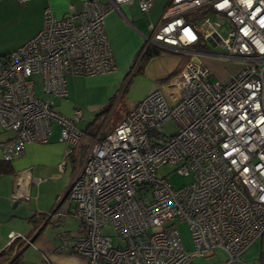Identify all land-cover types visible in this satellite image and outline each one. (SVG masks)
Listing matches in <instances>:
<instances>
[{
    "label": "built area",
    "instance_id": "built-area-1",
    "mask_svg": "<svg viewBox=\"0 0 264 264\" xmlns=\"http://www.w3.org/2000/svg\"><path fill=\"white\" fill-rule=\"evenodd\" d=\"M135 1L145 15L155 3L85 0L61 18L47 7L42 29L0 57V125L13 133L2 144L3 157L12 161L30 143H49L53 124L60 126V140L68 144L60 167L75 155L78 164L48 216L58 220L70 213L83 222L82 236H61L87 264H191L215 250L225 251L230 262L239 260L264 236V0H169L146 38L188 60L111 131L93 135L80 127L83 108L67 116L37 95L35 75L43 93L64 99L69 77L115 72L105 19ZM198 43L225 53L193 49ZM218 56L240 66L212 81L202 58ZM167 121L178 126L172 135L162 133ZM166 164L193 181L171 186L158 174ZM21 181L15 197L27 198ZM176 219L189 226L191 250ZM109 224L121 242L104 234ZM20 238L31 241L12 231L8 244Z\"/></svg>",
    "mask_w": 264,
    "mask_h": 264
},
{
    "label": "crops",
    "instance_id": "crops-1",
    "mask_svg": "<svg viewBox=\"0 0 264 264\" xmlns=\"http://www.w3.org/2000/svg\"><path fill=\"white\" fill-rule=\"evenodd\" d=\"M83 1L85 0H29L25 5H19L17 0H0V57L24 45L42 29L44 10L47 7L61 18L69 11L70 5L80 10ZM168 2L169 0L163 5L162 12ZM133 3L120 4L119 9L110 12L105 19V30L117 70L93 77H69V95L64 99L59 98L56 105L61 113L71 116L76 107L89 108L95 112V119L127 82L128 75L139 64L140 57L150 46H156L149 44L146 38L152 33L150 14H146L150 31L148 34L136 25L130 10ZM161 15L155 26L160 22ZM167 51L173 52L170 49ZM185 56L181 54L176 59L173 70L159 82L143 78L147 61L143 73L134 77L140 80L143 78L144 88L134 97L133 105L128 109L133 108L153 88L169 81L181 69L182 58ZM117 120L120 121L121 117H117ZM94 126L90 123L80 125L84 130L90 128L89 131ZM12 136V132L4 131L0 125V166L5 168L0 170V252L9 245V233L16 231L31 239L20 249L19 264H87L82 255L74 253L70 246L65 245L61 236H82L83 222L70 213L58 220L48 216L67 192L78 164L75 155L67 160L63 168L60 167L68 147L66 142L60 140V126L57 124L54 128L53 125L49 143H30L21 157L6 163L2 144ZM20 176L25 178L21 183L23 191L28 193L27 198L15 197L19 190L17 184ZM203 258L206 260L201 263L199 261L198 264H264V236L247 249L239 260L230 262L223 250H215ZM196 260L192 264H197Z\"/></svg>",
    "mask_w": 264,
    "mask_h": 264
},
{
    "label": "rangeland",
    "instance_id": "rangeland-1",
    "mask_svg": "<svg viewBox=\"0 0 264 264\" xmlns=\"http://www.w3.org/2000/svg\"><path fill=\"white\" fill-rule=\"evenodd\" d=\"M166 1L167 0H155L154 6L149 12L152 18L151 21L153 22L154 25L159 20L160 15L162 13L163 5L166 3ZM130 10L132 12L133 17L136 20L137 27H139L145 33L148 32V34H150V31L148 30L149 21L146 15L140 11L137 1H135L130 6ZM223 34H225V32H223ZM167 50L163 49L160 55L154 56L148 60L146 68H145L146 71H145L143 78H145L146 80H150L152 82H157V81L159 82L161 78L166 77L173 70L172 68L175 66L176 59L181 54L173 53ZM202 50L207 53H215L218 55H222L225 53L222 47L214 46L210 43L204 45V48ZM202 60L211 68V71L213 72V75L211 77L212 81H215L216 79H224L230 74L236 73L240 66L235 61H232L224 57H220V56L214 57V58H204L203 57ZM34 79L36 82L37 95L40 98L49 99V100L54 101V104L56 106L58 104L59 98L43 93L42 81H41L40 75H35ZM142 79L140 80V78L139 79L133 78L130 83L128 84L126 83V85L128 86V90L126 93H124L123 97H121L122 90L117 93V96L113 102L114 105L111 111L109 112V114L107 115V118H105V122H103L102 126L100 127V130L104 129L108 131L114 123H116L115 126H117L120 123V121L124 117L123 115H125L124 113H127L128 112L127 110H129L128 108H130V106L133 105L134 97L138 93L142 92L144 88V82L142 81ZM84 112H85V118L81 122V124L87 123L88 125L89 123L93 121L95 117V112L92 110H89V108L84 109ZM119 116L121 117L120 121L117 120V117ZM101 121L103 120L102 119L99 120L98 124ZM53 125H54V128L57 127L56 123H54ZM97 125L94 126L95 130L97 129ZM94 129H92V131ZM177 129H178V126L174 121H167L162 126V133L164 135H172L177 131ZM158 174L160 176H166L171 186L175 188L190 184L193 181L192 176H186V175L179 174L175 170V167L169 164L162 166L158 170ZM173 223L177 226L180 232L185 248L188 250H191L193 248V241H192L191 232H190L188 224L178 219L174 220ZM103 232L104 234L112 236L113 242L115 244L121 242V240L118 239V236L112 224L105 226L103 228ZM204 260H206V258H203V257L201 259L198 258L196 260V263L198 264L199 261L201 263Z\"/></svg>",
    "mask_w": 264,
    "mask_h": 264
},
{
    "label": "trees",
    "instance_id": "trees-1",
    "mask_svg": "<svg viewBox=\"0 0 264 264\" xmlns=\"http://www.w3.org/2000/svg\"><path fill=\"white\" fill-rule=\"evenodd\" d=\"M195 48L197 47L199 50H202L204 48V45H202L201 43H198L197 45L194 46ZM162 48L157 47V46H150L146 52L143 54V56L140 57L139 60V64L137 66H135V68H133L132 73H130V75H128L127 77V84L130 83L132 81V79L138 75L143 73V69L145 67L146 62L154 57L160 54ZM188 60V56H185V58L183 59V63L181 66H183V64L186 63V61ZM180 66V67H181ZM179 67V68H180ZM182 68V67H181ZM126 83L124 84L123 87H121V89H119V92L122 90V96L124 95V93L127 92L128 90V86L126 85ZM117 94L111 99L110 103L107 104L105 107H103L100 112L97 114V117L90 123V125H97L99 120H103L101 121L98 125H97V129L96 130H90V128L87 130L89 131L91 134H97L100 131V127L102 126L103 122H105V118H107V115L109 114V112L111 111L113 105H114V100L116 98ZM114 127L111 126V128L108 131H111ZM6 163H9V161H5ZM0 170H5V168H2L0 166ZM47 217V216H46ZM28 238V237H27ZM30 239V238H29ZM23 241V242H22ZM26 241L20 239H17L15 242H13L12 244L8 245L6 247V249H4L3 251L0 252V264H19V259L21 256V247L24 245ZM204 257V256H203ZM196 260V259H195ZM194 260V261H195ZM193 261V262H194ZM192 262V263H193ZM191 263V264H192Z\"/></svg>",
    "mask_w": 264,
    "mask_h": 264
}]
</instances>
